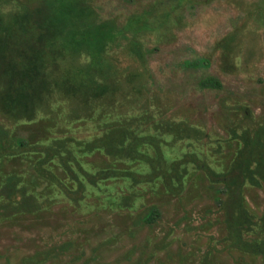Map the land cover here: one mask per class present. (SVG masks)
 <instances>
[{"label": "rangeland", "instance_id": "1", "mask_svg": "<svg viewBox=\"0 0 264 264\" xmlns=\"http://www.w3.org/2000/svg\"><path fill=\"white\" fill-rule=\"evenodd\" d=\"M0 1L35 20L0 28V264H264L235 248L216 183L244 108L264 121V0H60L104 23L82 53L37 36L47 0ZM111 130L115 155L94 148ZM241 203L262 240L264 186Z\"/></svg>", "mask_w": 264, "mask_h": 264}, {"label": "trees", "instance_id": "2", "mask_svg": "<svg viewBox=\"0 0 264 264\" xmlns=\"http://www.w3.org/2000/svg\"><path fill=\"white\" fill-rule=\"evenodd\" d=\"M45 3L48 7L49 15L46 23L45 21H43V23L41 22L43 25L41 28L43 27L44 32H40L37 36L48 41L52 40L51 43H55L54 45L56 46L57 42L63 43L66 47L75 50L74 53H82L84 49L88 47L87 44H83L80 48L76 49V46L81 45L85 41L82 35L83 32L97 34L104 24L100 22L97 23L98 19L97 22L94 23H84V18L86 19L93 15L87 14L85 11L86 8H59L60 0H47ZM27 7L28 6L15 8V11L7 13V16L0 15V28L3 29L4 25L9 26L15 21L28 22L27 19L30 17V14ZM34 21V19L30 20L28 24L31 26ZM34 25L38 28L37 24ZM55 62H57V60ZM204 63V60L194 63L185 62V66L199 67ZM143 80L146 82L145 78ZM202 86L218 90L222 89L221 82L215 78L206 80L202 83ZM110 132L109 136L96 142L94 148L108 147L110 154L115 155L112 152H115V150H122V147L119 146L122 142H118L120 132L116 130H111ZM233 133L237 140H239L241 148L237 153L235 163L231 170L228 173L216 175V183L218 182L224 188V192L222 193L226 194L231 190L229 195L233 196L230 199L231 203H229L231 204L229 209H231L230 211L232 212L229 211L231 213L229 232L235 248L245 253L264 256V236L263 239L259 241L246 240V235L249 229H251H247V220H251V218L247 215V210L241 203V195L247 184L255 187L264 186V121L253 118L248 109L244 108L243 117H239ZM132 139L133 140L126 147L125 152L130 153L136 150L139 145L137 139ZM16 144L19 148L26 146V142L21 140L17 141ZM107 177H113V173L109 172L105 176L97 175L95 180L106 179ZM4 193L8 196L9 200L17 202V205L23 203L22 200L17 198V194L12 192L10 186L4 189ZM235 207H237L238 210H233ZM159 216L160 212L158 210H152L145 219L146 223L152 224L156 222Z\"/></svg>", "mask_w": 264, "mask_h": 264}]
</instances>
